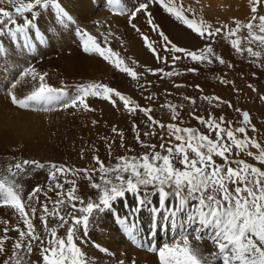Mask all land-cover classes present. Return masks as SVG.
Listing matches in <instances>:
<instances>
[{
  "label": "snow or ice",
  "instance_id": "6c2138e0",
  "mask_svg": "<svg viewBox=\"0 0 264 264\" xmlns=\"http://www.w3.org/2000/svg\"><path fill=\"white\" fill-rule=\"evenodd\" d=\"M115 2L119 3L120 0H115ZM151 3L160 6L167 14L205 41L214 40L215 36L227 28V25L213 28L211 24L202 19L189 18L185 14L186 10L177 5L174 0H151ZM261 3L262 0H251L253 14L251 21L247 25L236 22V28L229 29L226 34L236 36L242 27H246L249 33L248 43L250 45L258 43L264 46V15H256ZM4 5L10 6L11 10L3 7ZM38 7L42 10L54 8L61 20H72L71 15L62 7L59 0H0V24H4L7 20L10 26L16 27L17 33H22L25 31L24 25L32 24V20L26 14L37 15L34 10ZM149 8L148 0H144L131 11L129 20H134L139 13L143 12L151 30L160 36L163 42L161 47L164 51L177 54L171 56L173 63L183 58L196 63H212L213 59H216L220 64H225V60L214 53L211 44L198 50L177 46L164 33L160 25L154 22ZM16 16L24 17V25L17 24ZM257 19L259 20L258 25L255 24ZM130 26L137 32L140 31L136 24H130ZM255 28H258V32L254 30ZM81 35L86 37L83 44L85 53L98 54L120 73L127 74L132 80H139L140 74L134 68L129 67L119 53L114 52L110 46L102 47L87 32H82ZM141 39L158 63H168V57L161 56L154 47L155 41H151L146 35H142ZM232 47L241 54L247 51L252 57L260 56V53L254 51L252 47L241 48L239 38L232 40ZM148 71L153 74L163 73L167 77L177 74L164 73L163 69H148ZM188 71L196 72L197 69L192 68ZM46 75V73L38 74L31 68L23 71L17 80L31 76L33 81L38 78L39 86L22 99H19L15 93H9L11 103L24 110H40L42 106L46 111L52 110L53 107L82 108L84 111H95L88 103L89 97L107 101L114 108L118 106L119 102L129 114L143 113L147 117V121L150 122L148 124L150 129L166 127L170 138L178 143L169 144L167 148L164 143H161L162 152L167 154L157 152L155 151L156 145H149L141 140L139 126L134 122L132 129L137 143L152 150L142 156L118 157L113 166L105 165L104 161L96 156L93 159L98 167L91 169H71L66 165L49 162L47 167L49 168L50 183L47 190L36 185L29 192L26 201L22 197L20 185L15 181L8 185L4 180H0V206L14 209L25 226L24 229H21L17 225L13 229L19 233V239L12 246V256L4 260L3 264H24L21 251L24 250L28 255H31L33 252L32 242L37 240L41 244V258L37 264H89L87 253L78 245L77 240H82L84 236H87L94 212L112 209L114 203L118 200H125L127 194L136 197L137 207L133 210L134 212H139L144 206L152 204L149 196H158L159 207L152 208L154 230L158 226L157 218L160 216L161 210L165 212L163 218L171 220L173 225L176 224V218L181 213H186V223L198 226L190 235H194L198 241H202L204 235L201 233H204L216 249L209 254L211 257L209 259L191 246L187 236H182L181 241H173L172 244H165L163 247L150 248L152 252L158 254L159 264H264V170L243 159H229L233 149H236L238 153H246L259 164L264 165V146L255 138L248 136L249 128L252 131H257L251 124L248 111L236 109L241 114L240 123L242 126L229 125L227 128L223 126L227 123L223 117L218 122L214 116L205 119L202 116H196L193 112V118L208 129L209 134H204L198 129L180 127L173 123L165 126L153 118L151 108L141 106L130 96L124 95L106 84L77 85L73 94L70 95L64 87L58 89L46 84ZM16 83L17 81L14 80L8 87L15 88ZM224 83L227 82L224 81ZM176 86L181 87L182 85ZM196 87L203 91L199 85ZM249 87L251 88L252 85ZM253 91H255L254 88ZM260 98L264 100V96ZM146 99L151 100L152 97L148 96ZM185 99L190 100L192 104L196 103L189 97H185ZM204 99L209 103L215 100L232 107L230 101H224L220 97L205 96ZM166 107L172 112L173 120L179 119L176 106L169 104ZM95 123L96 121H93V124ZM112 132L120 136L121 147H123V133L119 132L116 127L112 128ZM213 132L215 139H212L210 135ZM152 134L154 131L143 133L145 136ZM237 134L243 138H239ZM161 139L163 140V137ZM112 143L108 145L109 152L112 150ZM250 147L255 148L259 154L255 155L249 150ZM214 157L220 158L223 164L217 163ZM174 161H178L182 167H177ZM232 165H236V167ZM29 166L41 169L45 167L38 161L25 159L22 163L17 162L14 166H8V171L15 177L18 172H23ZM13 167L17 171H13ZM97 172L100 174L99 183L93 180ZM81 173H83L84 179L92 182L91 187L98 192L95 200L89 201L86 206H84V199L77 195L76 180L67 178L69 175L75 177ZM61 176L64 177L63 182L60 180ZM65 184H70L71 187L65 190ZM148 188L154 189V192L149 193ZM142 189H144L143 194H141ZM49 192H55L58 199L52 200L48 195ZM38 193H43L44 202L39 200ZM49 201L52 204L51 208ZM65 203L71 206L73 213L79 211L82 215H66L61 212V206ZM37 204L40 205L42 212L40 220L49 237L47 246H44L45 241L36 234L33 224ZM49 216L60 221L59 228L68 225L65 237L58 236L57 227L49 229ZM69 219L72 221L71 224H69ZM121 219L124 220L128 235L132 239H136L134 226H129L126 218ZM4 223V236L0 237V254L4 252V243L10 239L7 235L9 231L7 222ZM81 230L84 236H78ZM154 234V231L150 233V235ZM104 251L108 250L104 249Z\"/></svg>",
  "mask_w": 264,
  "mask_h": 264
},
{
  "label": "rangeland",
  "instance_id": "374dc122",
  "mask_svg": "<svg viewBox=\"0 0 264 264\" xmlns=\"http://www.w3.org/2000/svg\"><path fill=\"white\" fill-rule=\"evenodd\" d=\"M224 1L229 2L225 3L223 2V0H219V3L214 6L211 3H207L205 0H174L177 5L182 6L186 10L185 14L188 15L189 18L202 19L206 23L211 24L213 28H220L223 25H227V28L223 29L220 34L215 36L214 40L205 41L202 40L198 35L194 34L191 30L186 28L184 25H182L180 22L176 21L174 17L167 14L160 6L152 4L151 0H148L150 4L149 11L154 17V22L160 25V28L173 43H175L177 46L184 47L190 50H198L208 44H211L214 53L217 56L223 58L225 60V64H220L216 59H213L212 63H196L191 61L190 59L183 58L173 63L171 60V56L177 54L164 51V49L161 47L163 42L160 36L157 32L151 30L148 24V20L143 12L139 13L134 20H129V14L131 13V11L134 8L138 7L140 3L144 2V0H127L117 8L118 10H116L115 12V17H107V21L103 22V24L96 22L91 26H88V29L92 30L93 33L90 32V34L91 36L93 35L98 44L105 48L110 46L114 52L119 53L120 57L124 59L125 63L129 67L134 68V70L140 74L139 80H132L129 76H127V74L120 73L112 64H109L107 61L103 60L98 54L93 53L96 57L92 56V53H89L90 57L87 56L88 53L86 54L83 51L85 38L84 36L81 39L78 37L79 35H81L80 32L77 33V42H75V38H71L70 36L59 38L54 32L51 31V29L50 31H48V27L50 26L49 23H47L45 32L41 31V34L37 35L39 38H41V36L43 35V40L41 43L42 47H35L29 44L28 53L31 62L27 69L31 68L33 70H36L37 67L41 69V67L47 65V63L44 62L46 60H48L47 62L50 64L57 63L59 62V60L60 62L63 61V64L58 63V65L60 64L61 66H66L65 71L61 72V75L59 74L60 76L58 75L61 80L59 82H53H55L54 85L58 84L66 88V90L70 92V95L74 92V89L72 88H75V86L77 85L90 83H85V81H91V78L88 79V77L96 74L97 72L96 75L92 76V79L95 78L94 80H96V82L91 83L106 84L120 91L122 94L130 96L141 106L151 108V115L153 116V118L160 121V123L164 124L165 126L173 123L177 124L180 127L198 129L204 134H209L208 129L203 125H200L197 120L193 118V112L196 116H202L205 119H209L210 117L214 116L218 122L220 118L223 117L224 120L227 121V123H225L223 126L227 128L229 127V125H232L233 127L242 126L240 123L242 119L241 114L236 111V109H242L250 113L251 124L254 125L257 129V131H252L251 128H249L248 136L255 138L259 143L262 144V146H264V100L260 98L261 96H264V46H261L258 43H253L251 45L248 43L249 33L246 27H242L236 36H228L226 34L229 29L236 28V22H239L241 25H247V23L251 21L253 15L251 12V0ZM3 7L11 10L10 6L8 5H4ZM34 11H36L37 13V15L35 16L30 13L26 14L28 17L30 16L29 19L32 20V25L25 30L29 29V31H31L35 24H38L39 22L42 23V21H40V17H38L40 8L38 7ZM256 15H264V0H262V3ZM23 18L24 17L16 16L15 19L17 21V24L19 23V21H24ZM48 22H50V20ZM130 24H136L137 28L140 31L137 32L130 26ZM255 24H259L258 19L257 21H255ZM7 27L12 28L14 26H10L7 20H5L4 24H0V30H5ZM254 30L258 32V28H255ZM142 35H146L151 41L156 42L154 44V47L161 56L168 57V63L157 62L152 52L147 47H145V44L141 39ZM237 38L241 40V48L246 49L247 47H252L254 51L260 53V56L252 57L247 53V51H244L242 54L238 53L232 47V40ZM78 39L82 41V46L79 45ZM131 39L139 43L138 44L136 42V44H138L139 46V49L131 50L136 45L129 44L128 41H131ZM26 44L27 43L24 42L25 46ZM68 45L70 46L67 47ZM77 46L79 48H77ZM23 48L25 47L23 46ZM82 54L86 59H82V57L80 56ZM84 54H86V56ZM76 57H81V59H77ZM49 58L51 59V61ZM96 59L100 61H96ZM53 60L54 63H52ZM86 60H88L87 63ZM93 62L95 63L93 64ZM102 62H104L106 65ZM37 63L40 64L38 65ZM43 63L46 64L43 66ZM64 63L66 64L64 65ZM101 63L103 64V66ZM50 64L47 65L48 67L45 66L44 68H48L49 70H51V68H49ZM67 64L69 65V67ZM87 64L88 66H86ZM103 67H106L105 70ZM54 68H56V66H54ZM192 68L197 69V71H188V69ZM66 69L75 70L76 75L82 74L81 76H79L80 79H77V76L75 75V77L70 75V77L74 78V80L71 79V81L74 82V85H69L71 81L64 83L66 80L62 77V75L65 74ZM107 69H109L106 73L107 75L110 71V73H114L116 76L118 75L119 79L114 81L111 76H107L105 74ZM148 69H163L164 73L173 72L177 74H174L171 77H167L163 75V73L153 74L152 72H149ZM82 70H84L85 73H88H86L84 76V72ZM99 71L103 74H101ZM104 74L105 77H103ZM86 76L87 79H84L83 77L86 78ZM100 79L101 81H99ZM224 81H226L227 83H224ZM176 85L182 86L177 87ZM197 85H199L200 89H202L203 91L198 90L196 87ZM249 85H252V87L250 88ZM253 88L255 89V91H253ZM148 96H151L152 99H146V97ZM205 96L220 97L224 101H230L232 107L230 108L227 104L218 103L215 100H213L212 103H209L204 99ZM185 97L194 99L196 103L192 104L191 101L185 99ZM88 103L90 104V107L95 109V111H84L82 108H79L80 110L72 108L71 111L73 113H76L78 111L79 113L77 112V114L81 115L82 117L84 116V119H86V117L88 116H93L94 121L97 122L95 124L91 122L90 125V121H88V123L82 122L80 127L76 125L71 126L72 131L71 135L69 134L68 138L73 140L72 149H74L72 150V155H75L74 157L76 158V162L73 163L66 160V162H64L65 164L60 163L62 165H66L71 169H91L94 167H98L93 159V157L98 156L102 161H104L105 165L113 166L117 162L118 157H139L146 152L152 151L150 148L142 147L139 143H137L135 139V133L132 129V124L134 122L139 126L141 140L146 144L156 145L155 151L157 152H162L160 148L161 143L165 144V148H167L169 144L174 145L178 143L174 139L170 138L166 127L164 129H160L159 127L150 129L148 127V124L150 122L147 121V117L144 116L143 113L137 112L135 115L129 114L124 110L123 105L119 102L118 106L114 108L107 101L95 97H89ZM169 104L176 106V112L179 119L173 120L172 112L168 107H166V105ZM55 109H57V107H55L53 110ZM113 127H116L119 132L123 133V147H121L120 136L113 134ZM83 128L85 130H83ZM146 131H154V134L145 136L143 135V133ZM210 135L212 139H215L214 132ZM237 136L239 138H243L242 136H240V134H237ZM161 137H163V140L161 139ZM113 141H115V143H112ZM110 143H112L111 152H109L108 149V145ZM249 150L252 151L255 155L259 154L255 148L250 147ZM162 154L167 153L162 152ZM214 159L217 163L223 164V161L220 158L214 157ZM229 159H243L245 162L252 164L255 167H260L262 170H264V165L259 164V162L254 160L252 157L247 156L246 153H238L236 149H233V153L229 157ZM48 162L49 161H47V163L45 164L46 166L49 164ZM174 163L177 167H182V165H180L178 161H174ZM232 166L236 167V165ZM30 167L35 168L34 166ZM26 169L23 171L24 174L28 173L29 171ZM99 176L100 174L99 172H97L93 177V180L97 183L100 182ZM25 178L26 177L23 176V179ZM67 178L69 180H76V186L78 188L77 195L81 196V198L84 199V206H86L89 201L95 200L98 192L96 189H93L91 187V181L83 178V173L75 177L69 175ZM60 180L61 182H63L64 177L61 176ZM70 187V184H65V190ZM143 191L144 189L141 190V194H143ZM147 191L149 193H152L154 192V189L148 188ZM49 195L54 196L53 200L58 199L56 193H50ZM152 197L153 196H149V199H151ZM77 206H80L78 202ZM49 207H52L51 203L49 204ZM113 209L114 205L110 210H105L103 212H94L92 217L94 218L95 215H98V213L100 216L108 214V212ZM61 212L66 215H82V213H80L79 211L73 213L71 211V206L67 203L61 206ZM38 221L39 222H37L36 225V233L41 237V239L45 241L44 246H47V240L49 238L48 234L45 232L43 222L41 220ZM71 222V219H69V224H71ZM59 223L60 221L58 219H55L52 216L48 217L49 229L57 227L58 236L65 237L68 225H65L63 228H59ZM99 225H102V223L99 222ZM78 236H80V232ZM190 237V239L193 238L192 240H189L191 246L193 248H196L202 256H206L211 259L209 254L216 250L214 248L211 249L212 246H209L212 243L206 241V244L198 245L197 243L195 244L192 242L194 240V237ZM195 240L197 242H200L196 238ZM35 242V252H32L31 256L29 257V260H31V258L32 260L28 261L27 264H37V262L41 258L40 241L37 240ZM77 243L86 253H88L89 258H91V255L89 253L90 247H101L95 244L93 241L87 243V241L84 240V242L82 243V241H79L78 239ZM130 252L131 254H134L133 251ZM141 258L142 256L133 259L137 264H141L139 262L140 260H142Z\"/></svg>",
  "mask_w": 264,
  "mask_h": 264
},
{
  "label": "bare ground",
  "instance_id": "6f19581e",
  "mask_svg": "<svg viewBox=\"0 0 264 264\" xmlns=\"http://www.w3.org/2000/svg\"><path fill=\"white\" fill-rule=\"evenodd\" d=\"M125 1L127 0H120L119 3H116L115 0H112V2H109V0H59L62 7L66 9L71 15L72 20H61L58 17L56 10L50 7L47 10L40 9L38 17H40V21H42L43 24L40 22L35 24L32 30L30 29L31 31L27 29L19 34L13 33L16 32L15 26L12 28L7 27L5 30H0V180H4L8 185H11L13 181L20 185L22 189V197L25 199V201L29 192L36 185H40L44 190H47V186L50 183L49 168L45 165L47 161L55 162L57 164L64 163L66 160L73 163L76 162V158L74 157L75 155H72V150L74 149H72L73 140L68 138L69 134L71 135V126L76 125L80 127L82 122L88 123V121H90L89 124L91 125V122L94 121L93 116V118L88 116L86 119H84V116L82 117L81 115L77 114L78 111L73 113L71 111L72 108L63 109L57 107V109L53 110L55 108L53 107L52 110L46 111L43 110V107L41 106L40 110H24L14 106L11 103L9 93H15L19 99H22L39 86L38 78L37 80L33 81L31 76L17 80V77H19L21 73L25 71L30 65L31 60L28 53L29 44L35 47H42L41 43L43 40V35L41 38H39L37 35H40L41 31L45 32L47 23L50 24L48 31L51 29V31L54 32L57 37L61 38L64 36H70L71 38H75V42H77L78 32L82 33L84 31L91 35L90 32H92V30H89L88 26H91L96 22L103 24V22L107 21V17H115V12L118 10L117 8L120 7ZM205 1L209 4L211 3L214 6L219 3V0ZM223 2L225 1L223 0ZM228 2L229 1H226L225 3ZM49 20L50 22H48ZM18 24L24 25V21H19ZM24 27L26 29L29 26L24 25ZM78 37L81 39L83 36L79 35ZM84 38L86 39V37ZM24 42L27 43L26 46L24 45ZM128 42L129 44L135 45L137 41L131 39V41ZM78 43L80 46H82V41L79 39ZM138 44H136L131 50L139 49ZM23 46L25 48H23ZM69 46L70 45L67 47ZM77 48L79 47L77 46ZM86 54L84 55L86 56ZM89 55L90 54L88 53L87 56ZM80 56L82 59L85 58L83 54ZM92 56H94V54ZM81 57L76 58L81 59ZM97 60L98 59H96V61ZM47 61L48 60L44 62L49 65L50 63ZM87 61L88 60H86V63ZM62 62L59 60V62L54 63L53 60L52 63L54 64H50L49 66L51 70L44 68L47 65H45L46 63H43V66H45L41 67V69L37 67L35 71L38 74L46 73L47 75L45 78V83L59 89L63 86L58 84L54 85L55 82L53 81L59 82L61 80L58 75L61 72H64L66 67L61 66L60 64L58 65V63L63 64ZM94 63L95 62H93V64ZM102 63L105 64L104 62ZM37 64L39 65L40 63ZM65 64L66 63H64V65ZM54 66H56V68H54ZM86 66H88V64ZM103 68L105 70L106 67ZM108 70L109 69L106 70L105 74ZM82 71L84 72V70ZM86 73L84 72L83 75L85 76ZM105 74L102 76L105 77ZM70 75L73 77L77 76L76 78L80 79L79 76L82 74L76 75L75 70L66 69L65 74L62 75V77L66 80L64 83L70 82L71 79L74 80V78L70 77ZM92 76L88 77V79L91 78V81H85V83L96 82V80H94L95 78L92 79ZM107 76H111L114 81L119 79L118 75L117 77L114 73H110V71L108 72ZM83 78L87 79V76L86 78ZM14 80L17 81L16 87L9 88V84ZM99 81H101V79ZM69 85H74V82L71 81ZM83 130L85 129L83 128ZM25 159L42 162L44 163L45 167L39 169L37 167L32 168L29 166V168L27 167L26 169L29 170L28 173L24 174L23 172H18L17 176L13 177L8 171V166H14L17 162L22 163ZM13 171L17 170H15L13 167ZM23 176L26 178L23 179ZM50 193L55 192H49L48 195ZM37 195L39 196V200L41 202L45 201V196H43V193H38ZM49 196L52 198V200L54 199V196ZM150 200H152L151 205H146L141 208L139 212H134L133 210L137 207L136 197L128 194L125 200H118L115 202L114 209L109 211L108 214L100 216L98 213V215H95L94 218L92 217L87 236H84L83 231L81 230L80 236H84V239H79V241H82V243L84 240H86L87 243L93 241L95 244L101 246L99 248H89V253L91 255V258H89L87 253L89 264H134V262L137 264L134 259L141 256L142 260L139 261L141 264H159L158 254L152 252L150 250L151 247H163L165 244H172L173 241H181L182 236H187L189 240L193 239H190V236L194 237L192 242L195 244L197 243L198 245H204L206 244V241H209L207 235L204 233H201V235H204V239L200 242L195 240L194 235H190V233H193L195 228L198 226L188 225L186 223V213H181L180 216L176 218V224L173 225L171 220H165L163 218L165 212L161 210L160 216L157 218L158 226L154 230L152 208L159 207L158 196L153 195ZM50 203L51 201H49V204ZM36 207L37 212L35 218L33 219L35 229L37 228V222H39L38 220H40V216L42 214L40 205L37 204ZM121 218H126L129 226H134L136 239H132L128 235L124 220ZM5 221L7 222V227L9 229L7 235L10 237V239L4 243V252L0 254V264H3L4 260L12 256V246L15 241L19 239V233L13 229L17 225H19L21 229H24L25 227L18 214L15 213L14 209H11L8 206H0V237L4 236ZM99 222H101L102 225H99ZM153 231L155 234L150 235V233ZM35 243V241L32 242L33 252H35ZM209 246H212L211 249H215L213 244ZM104 249H107L108 251L105 252ZM130 251H133L134 254H131ZM21 255L24 257L25 264L32 260V258L29 260L31 255H28L24 250L21 251Z\"/></svg>",
  "mask_w": 264,
  "mask_h": 264
}]
</instances>
